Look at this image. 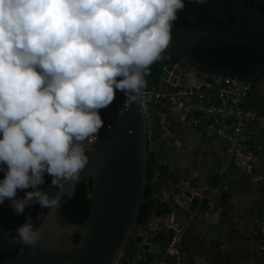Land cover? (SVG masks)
<instances>
[{"label": "clouds", "instance_id": "clouds-1", "mask_svg": "<svg viewBox=\"0 0 264 264\" xmlns=\"http://www.w3.org/2000/svg\"><path fill=\"white\" fill-rule=\"evenodd\" d=\"M185 6V0H0V205L8 201L17 215L35 203L51 211L62 196L74 195L89 163L84 142L104 125L100 110L117 91L126 97L124 108L138 101L150 66L167 58ZM45 174L54 196L40 187ZM41 236L28 216L15 239L34 247Z\"/></svg>", "mask_w": 264, "mask_h": 264}, {"label": "water", "instance_id": "water-1", "mask_svg": "<svg viewBox=\"0 0 264 264\" xmlns=\"http://www.w3.org/2000/svg\"><path fill=\"white\" fill-rule=\"evenodd\" d=\"M171 36L181 62L199 77L232 78L253 84L264 72L263 62L249 76L243 77L228 68L204 63L193 53L196 47L261 38L264 36V22L251 27L200 31L176 20ZM161 78V92L164 94L167 93L166 80L182 86L180 79L166 69ZM125 100L124 93L117 91L113 102L100 110L104 125L86 151L89 163L75 184L89 178L92 181L91 210L87 220L84 223L62 222L60 207L49 211L38 203L27 206L20 215L13 212L9 203L0 205V264H119L130 248L132 237L145 234L140 231L138 217L141 205L146 201L148 158L150 151L159 150L161 143L155 136L149 138L142 92L130 107L124 108ZM251 108V104L245 106L247 112ZM150 113L156 116L159 109L153 107ZM51 179L41 188L54 196L57 189L51 187ZM41 213L44 215L39 220L37 216ZM28 216L35 227L42 228L41 240L34 247L23 246L15 239L16 229ZM162 218L168 220V216H158L154 211L153 224ZM75 234L80 235L79 241L74 240ZM146 250L150 252V249ZM146 255L140 252L136 264H166L162 261L164 257L156 259V252Z\"/></svg>", "mask_w": 264, "mask_h": 264}, {"label": "crops", "instance_id": "crops-1", "mask_svg": "<svg viewBox=\"0 0 264 264\" xmlns=\"http://www.w3.org/2000/svg\"><path fill=\"white\" fill-rule=\"evenodd\" d=\"M168 111L161 113L164 123L160 119V127L163 125L164 129L158 133L156 127L155 136L165 146L162 161L169 166L172 178L157 174L152 186L154 195L160 199L177 197L184 203L176 205L171 214L164 216H168V220L158 219L153 225L158 228L161 224L171 226L167 229H172L178 244L173 263L264 264L263 179L244 182L241 175L244 172L250 174L251 164L249 168L237 164L219 139L215 138L213 146L207 142L212 137H208L204 127L194 126L190 118L179 112L173 121V117L166 114ZM251 113L255 115L254 107ZM257 121L264 128V118ZM183 142L188 143V147L180 154V143L183 146ZM259 160L264 161V156ZM209 176L210 181L207 180ZM223 189H228L231 194L226 202L220 197ZM196 198L200 204L207 199L208 205L204 209H211L208 217L199 222L194 218L199 207L191 208ZM148 228L141 227L140 231L146 233ZM159 246L153 245L156 259L163 258L158 254Z\"/></svg>", "mask_w": 264, "mask_h": 264}, {"label": "trees", "instance_id": "trees-1", "mask_svg": "<svg viewBox=\"0 0 264 264\" xmlns=\"http://www.w3.org/2000/svg\"><path fill=\"white\" fill-rule=\"evenodd\" d=\"M185 5V9L178 13L177 20L186 27L195 30L221 31L251 27L264 22V0H206L204 4H196L185 0ZM193 53L198 60L204 63L228 68L243 77H247L264 62V36L229 45L196 47L193 48ZM163 55H166L167 58L154 62L149 68V74L145 77L149 79L151 85L159 83L161 73L165 67L181 62L172 42ZM263 78L264 72L252 84L251 99L253 96L257 97L259 95L258 85ZM160 110V113L156 115V123H159V126L161 125L159 121L161 113L165 112L163 108H160ZM259 116H264V112H259ZM159 151H150L149 154L146 201L141 205L139 211V227H145L149 224L154 211L158 216H165L171 214L174 210L172 199L162 200L154 195L152 182L157 173L162 177L172 178L169 166L159 160ZM91 187L92 181L89 178L75 186L74 195L70 199L67 195H64L59 208V218L62 222L84 223L87 220L91 210ZM230 196L228 189H223L220 195L222 202L228 201ZM207 205V199L200 204V200L196 198L193 200L191 208H204ZM171 231H167L169 232L166 235L168 241L173 236V231L172 233ZM164 233L163 238L166 234ZM145 235L149 241L164 246L160 241L162 236L160 231H149ZM142 236L144 235L137 236L139 241H141ZM79 239L80 235L75 234L74 240L79 241ZM140 251L141 248H131L130 259ZM119 264L130 263L128 259H122Z\"/></svg>", "mask_w": 264, "mask_h": 264}, {"label": "built area", "instance_id": "built-area-1", "mask_svg": "<svg viewBox=\"0 0 264 264\" xmlns=\"http://www.w3.org/2000/svg\"><path fill=\"white\" fill-rule=\"evenodd\" d=\"M182 66L183 64L179 62L169 68L170 75H176L182 86L178 87L166 80V94L161 92V78L158 84L152 85L145 78L146 85L142 89V97L148 117L149 138L155 135L156 128L154 115L150 113V110L153 107L173 109L190 118L194 126L204 127L208 137L217 138L225 144L227 154L235 158L237 164L242 163L243 167L249 168V162L252 159L259 160L264 156V128L257 121L256 115L245 110V106L250 103L252 85L232 78L199 77ZM202 87H204L203 90H201ZM186 96L190 99L186 100ZM95 141L96 138H89L84 142L86 151ZM3 178L4 173L0 172V180ZM50 179L51 176L45 174V183ZM17 195L23 197L25 192L18 191ZM175 200L178 206L184 203L177 197ZM210 211V208H199L194 218L197 221L204 220ZM262 225H264L263 222ZM168 242L167 252L174 255L178 252L177 240L173 236ZM145 251L147 250L143 248L144 254H146ZM136 258H140L139 254L129 259V263L136 264Z\"/></svg>", "mask_w": 264, "mask_h": 264}, {"label": "rangeland", "instance_id": "rangeland-1", "mask_svg": "<svg viewBox=\"0 0 264 264\" xmlns=\"http://www.w3.org/2000/svg\"><path fill=\"white\" fill-rule=\"evenodd\" d=\"M170 67H165V68H167L166 70H168L169 72H170V69L169 68H172V65H169ZM149 80V79H148ZM169 111L166 113V114H168V115H170V116H172L173 117V121L175 120V116H178L179 114H177L178 112L177 111H175V112H172V111H174L173 109H168ZM177 112V113H176ZM154 118V120H155V125H156V127H157V131H158V133H160L161 131H163V129H164V126L162 125V127H160L159 126V123H156L157 122V118H156V116H154L153 117ZM166 118H168V116H166L165 117V119ZM162 120V122L164 123V119H161ZM158 125V126H157ZM155 131H156V128H155ZM167 131V130H166ZM169 132V131H168ZM171 132V131H170ZM155 136V135H154ZM156 137V136H155ZM158 140V139H157ZM207 142H209V144L211 145V146H213V142H216V139L215 138H211V140L210 139H208L207 140ZM161 143V142H160ZM178 143H179V141H178ZM168 144V143H167ZM161 145H162V147H160L159 148V154H160V158H159V160L160 161H162V156L164 157V154H163V149H164V145L161 143ZM187 147H188V143H186V142H183V146H182V143H180V151L178 152V153H180V154H182V153H184L185 151H186V149H187ZM178 147H176V149H177ZM249 164H251V171H250V174L249 175H247L245 172L243 173V175H241L242 176V180H244V182H247V180H253V179H255V178H257V179H263L262 181H264V161L263 160H254V159H252L250 162H249ZM157 174H159V173H157ZM156 174V175H157ZM207 180H209L210 181V176L207 178ZM232 180H235V182H239L238 180H236L235 179V177H232ZM243 182V183H244ZM231 183V181L229 182V184ZM242 183V184H243ZM176 199V198H175ZM175 199H172L173 201H172V205H173V207H175L176 205H178L177 204V202H176V200ZM263 202H264V199H263ZM199 222V221H198ZM196 224V223H195ZM197 225V224H196ZM147 226H149V228L147 229V231H146V233L145 234H147V232H149V231H154V232H157V231H160L161 233H162V236L160 237L161 238V242L164 244V246H159V252H158V254L159 255H162L164 258H163V260L162 261H165V263H173L174 262V260H173V255L171 254V253H168L167 252V248H168V240H167V237H166V235H168V233L169 232H167L166 230H172V229H167V228H171V226H167V228L165 227V230H163V228H164V224H161V226H159L160 228H158L157 227V225H153V222H152V219H151V221L149 222V224L147 225ZM166 234H165V233ZM163 233L165 234L164 236H165V238H163ZM175 233V232H174ZM145 234H143L144 236H142V239H141V241H139V246H138V244H136L135 246H134V249H138V248H141V251L140 252H143V248H144V250H146V249H150V251H151V253H153L154 252V249H155V247H153V245H158V244H160V243H158V244H155V243H153V242H151V241H149V239H148V237H146V235ZM138 235H142V234H138ZM173 236H174V234H173ZM172 236V237H173ZM164 239H166V240H164ZM146 248V249H145ZM140 252H138V254L140 253ZM146 252V256H148V254H149V251L147 250V251H145ZM166 252V253H165ZM136 255V254H135ZM135 255H133L132 257H134ZM175 255V254H174Z\"/></svg>", "mask_w": 264, "mask_h": 264}, {"label": "flooded vegetation", "instance_id": "flooded-vegetation-1", "mask_svg": "<svg viewBox=\"0 0 264 264\" xmlns=\"http://www.w3.org/2000/svg\"><path fill=\"white\" fill-rule=\"evenodd\" d=\"M167 67H170V66H167ZM258 90H259L258 91L259 95L257 97L253 96L250 101V104L252 105V107L256 109V112L259 115V112H264V78L261 80L260 84L258 85ZM262 118H264V116H262ZM137 236H140V235L137 234L136 236H133L132 239L130 240V248L128 249L126 256L123 257V259H127L129 257L131 248H134L136 244H138L139 246V239Z\"/></svg>", "mask_w": 264, "mask_h": 264}]
</instances>
